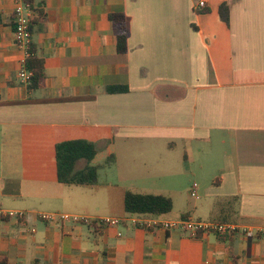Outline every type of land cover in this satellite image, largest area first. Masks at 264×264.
I'll return each mask as SVG.
<instances>
[{
  "label": "crops",
  "instance_id": "1",
  "mask_svg": "<svg viewBox=\"0 0 264 264\" xmlns=\"http://www.w3.org/2000/svg\"><path fill=\"white\" fill-rule=\"evenodd\" d=\"M44 1L47 19L32 44L47 79L31 91L20 79L26 53L14 36L18 1L0 0V209L28 213L0 221V258L8 264H264V0H205L207 13L196 10L200 0ZM223 4L230 7L229 25L220 17ZM115 14L126 19V54L117 50ZM112 86L129 91L108 93ZM68 140L90 141L99 153L117 141L135 142L141 153L164 144L169 154L182 148L183 157L116 158L103 166L109 176L96 187L66 186L58 181L56 146ZM153 166L152 176L168 183L161 193L145 194L174 202L159 219L235 223L262 233L194 238L135 227L124 196L139 192L128 176ZM117 194L120 207L108 209ZM181 196L188 204L178 207ZM57 213L122 222L38 218Z\"/></svg>",
  "mask_w": 264,
  "mask_h": 264
},
{
  "label": "trees",
  "instance_id": "2",
  "mask_svg": "<svg viewBox=\"0 0 264 264\" xmlns=\"http://www.w3.org/2000/svg\"><path fill=\"white\" fill-rule=\"evenodd\" d=\"M32 6L33 18L30 23L32 35L47 19L46 4L43 0L35 4L34 0H28ZM200 13H207L203 9ZM220 17L227 25L230 24V7L223 4L219 10ZM117 37V50L119 54L128 52V29L124 15H111ZM15 26V24H14ZM32 56L26 61V68L32 72L29 90L35 91L45 86L47 75L45 61L37 56L36 48L31 46ZM108 93H127L129 89L122 86L108 88ZM99 154L96 144L87 140H68L56 146V161L58 181L66 186H83L94 188L99 183L100 167L93 164ZM114 153L110 152L106 166L115 162ZM82 163H84L83 166ZM174 202L170 197L154 194H139L127 191L124 196V209L128 215L140 217H161L173 211ZM0 264H8L6 259L0 258Z\"/></svg>",
  "mask_w": 264,
  "mask_h": 264
},
{
  "label": "built area",
  "instance_id": "3",
  "mask_svg": "<svg viewBox=\"0 0 264 264\" xmlns=\"http://www.w3.org/2000/svg\"><path fill=\"white\" fill-rule=\"evenodd\" d=\"M18 7L15 10V28L14 36L15 42L18 47L23 49L26 53V60L23 68L20 72V79L28 84L31 83L32 72L26 68V61L32 56V32L30 30V23L33 18L32 6L28 0H17ZM207 7L205 0H200L196 4V10H203ZM198 191V185L195 183L192 187L193 195H196ZM28 216L27 212L13 211L8 209H0V221L8 219H25ZM38 218L45 222L52 223H72V224H85L92 225L98 223L100 225H117L121 223L118 219H93L89 217H80L72 214H38ZM132 224L141 229L152 230L154 228H160L165 231L178 230L183 231L190 236L197 238L200 235L214 234L217 236H228L236 232H242L248 238L254 237L256 234L262 233L263 230L257 228H247L235 223L224 222H205L196 221L192 219H182L179 221L161 220L158 217H140L134 216L130 219Z\"/></svg>",
  "mask_w": 264,
  "mask_h": 264
},
{
  "label": "rangeland",
  "instance_id": "4",
  "mask_svg": "<svg viewBox=\"0 0 264 264\" xmlns=\"http://www.w3.org/2000/svg\"><path fill=\"white\" fill-rule=\"evenodd\" d=\"M124 146L126 148H124ZM162 146H165L164 144H161V147L158 146V148H155V150H151L149 152H140V150H138L135 146V142H131V145H124L123 142L121 141H117L116 146H114V148H110L109 150H102L98 156L95 158L93 164L96 166H100V173H99V180L101 181H105L109 175H106V171L103 169V166H106V161L108 158V154L109 151L114 152V155L117 159H125L127 156H144V157H148V158H157V157H161L162 155L166 156L167 155H171L175 158H182L183 157V149L179 148L177 150H175L174 152H172V154H169L166 152V149ZM165 151V152H164ZM112 152V153H113ZM166 153V154H165ZM146 163H148V161H145ZM116 163V159L115 162L113 164H111L110 166L114 165ZM149 163H152V160H149ZM84 163H82L81 166H83ZM108 166V167H110ZM107 167V166H106ZM154 168L152 169H144L143 172L139 171L137 172V174L134 175H129L128 178V183L131 186L132 189H134L135 191L139 192L140 194H145V193H161L159 191H163L161 190L163 188V186H165L168 182L166 180H160L159 176H155L152 174H154V172H156V167L153 166ZM103 169V170H102ZM151 174V175H150ZM112 178L115 179L114 175H111ZM171 181V180H170ZM141 185V186H139ZM154 187V188H153ZM152 191V192H151ZM134 192V191H132ZM136 193V192H135ZM102 196V200H106L107 197L104 195V193H100ZM176 205L178 207H180L182 204H188L187 203V199L183 196L181 197H176ZM118 206L120 207V196L119 194L116 195L115 200L113 202L112 205L109 206L108 204V209L110 210H117ZM206 222V221H205ZM210 222V221H207Z\"/></svg>",
  "mask_w": 264,
  "mask_h": 264
}]
</instances>
